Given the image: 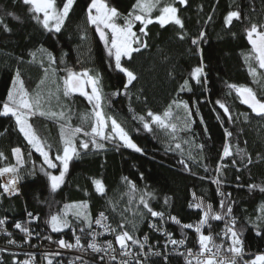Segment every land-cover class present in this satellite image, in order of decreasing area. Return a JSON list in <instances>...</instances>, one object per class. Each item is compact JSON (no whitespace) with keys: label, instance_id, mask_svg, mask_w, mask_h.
I'll return each instance as SVG.
<instances>
[{"label":"trees","instance_id":"1","mask_svg":"<svg viewBox=\"0 0 264 264\" xmlns=\"http://www.w3.org/2000/svg\"><path fill=\"white\" fill-rule=\"evenodd\" d=\"M106 2L126 16L132 10L135 0ZM57 3L61 4V0H57ZM88 3L90 0H76L61 32L50 33L30 18L27 6L22 0H0V21H3L0 24V104L6 100L17 70L20 71L28 90L32 91L36 87L43 76L41 63L47 66L46 54L41 49L52 53L57 60L63 55L68 67L76 71L90 68L101 74L106 95L104 110L115 116L130 133L133 141L144 150V154L123 147L117 150L113 144H106L105 150H90L87 154L81 150V158L70 162L65 182L52 194L46 177L40 172L41 166L46 168L42 158L34 151L29 157L30 146L18 131L14 119L0 117V152L6 157L0 161V167L15 165L13 148L19 147L25 160L24 167L19 172L20 194L0 197V219H5V226L12 230L11 238H19L14 234L19 231L14 226L16 223L29 226L25 223L26 215L32 212L37 218L30 226L35 227L36 233L43 239L46 236H50L53 241L61 237L69 238L75 232L81 236L83 244L88 236L79 231L80 226L75 225V221H72L74 227L64 229L60 233H53L46 221L65 204L87 202L88 211L93 218L104 211L113 227H117L119 223L136 220L138 230L134 235L140 239L146 232L150 215L139 204L140 197L144 196L153 210L164 213L165 226L173 236L181 239V228L168 217L176 216L182 223L198 222L200 210L189 207V204L194 202L193 193L206 203H211L216 211H221L219 202L222 197L217 195V186L212 180L216 178L217 163H224L228 167L224 169L225 174L219 177L222 180L220 191L230 194L228 202L232 203L233 214L237 220L236 227L244 229V258L251 260L256 255L264 254V237L256 236L249 223V219L256 220L258 208L264 204V193L258 189L250 191L247 187L249 184L264 186V159L258 160V155L264 157V122L255 117L249 108L240 103L235 92H230L226 87L228 83L246 85L264 98V93L260 91L264 84L252 82L241 55L251 48L244 31L249 26V21H264V0H188L186 7L177 5L178 15L184 22L183 32L186 33L183 40L179 38L182 30L178 26L169 24L161 28L154 22L146 29L148 35L143 36L139 32L141 25L137 22L133 31L137 32L141 40L147 42L148 47L132 53L130 60L122 57V65L137 76L129 85L127 95L124 94L127 78L115 69L114 61H110L107 56L95 29L86 24L85 11ZM237 7L241 11L242 19L234 20L231 26L225 27V16ZM8 12L15 13L20 19H13L7 15ZM158 14V11H154L153 18ZM209 16L212 17L211 20L208 19ZM245 16L249 19H244ZM4 25H7L10 31L5 32ZM81 29H86L84 40L81 39L84 35ZM201 31H204L206 36L200 42L198 52L197 46L192 44V39L198 37ZM31 53L35 54V61ZM201 60L205 76L201 77L202 83L197 84L191 80L190 73L200 65ZM63 66L57 65L58 68ZM57 75L63 76L64 73L58 71ZM185 79L189 80L191 91H180ZM205 79L206 85L203 83ZM112 93L119 94L112 96ZM174 100H182L189 105L194 121L192 138L196 144L204 145L202 163L199 159V149L193 150L197 162L186 161L190 170H184L178 163L182 158L179 152H165L166 142L162 134L155 136L145 132L142 125L133 119V115L145 116L148 111L162 114ZM73 101L70 123L77 126L81 123L79 114L91 112V106L78 94L73 96ZM217 101L225 103L231 110V123L228 122V117L224 116ZM173 111L176 109L173 108ZM197 111L199 115H196ZM242 113L248 114L250 119L245 121ZM30 121L41 138L52 145L51 155L54 158L56 147H60L58 125L38 117ZM225 129L233 132L230 143L234 150L245 149L247 157L252 159L253 162L247 167V157L244 163L240 162L239 156L220 161L225 143ZM184 148L187 152L188 146L185 145ZM233 158L236 161L235 166L232 164ZM205 166L208 167L207 172L204 170ZM237 168L240 171H237ZM49 171L59 174L58 170ZM124 177L135 185V192L131 191ZM93 178L103 182L104 196L95 192ZM145 193L149 195L145 196ZM109 201L112 203H108ZM113 207L115 211L112 210ZM126 208L130 211L125 212ZM137 209L143 212V218L133 215ZM69 219L71 220V217ZM212 225L214 235L224 228L223 221H213ZM183 231L187 233L186 245L197 249V234L191 229ZM203 231L207 234L208 229ZM3 240L4 238L1 241L5 242ZM167 256L168 264H184L178 256L170 253ZM14 259L22 262L25 255L16 251H0V264H12ZM153 262L165 264L164 258H151L149 264Z\"/></svg>","mask_w":264,"mask_h":264},{"label":"snow or ice","instance_id":"2","mask_svg":"<svg viewBox=\"0 0 264 264\" xmlns=\"http://www.w3.org/2000/svg\"><path fill=\"white\" fill-rule=\"evenodd\" d=\"M22 3L27 6V12L30 18L42 27L46 32L60 33L65 26L66 20L69 18L70 12L73 10L76 0H61V4L57 0H22ZM62 5V6H61ZM186 7L188 0H135L132 10L127 15H122L115 7H110L106 0H90L87 4L85 16L88 27L95 29L100 42L103 43L105 52L110 61H114L115 69L123 73L127 78L124 84V94L127 95L129 85L137 79L133 71L122 65V57L132 58V53L140 52L142 48H147V42L141 40L137 32L133 31L136 23L139 22L140 34L147 36L146 29L152 23H158L161 28L172 24L178 26L182 33L179 38L181 40L186 38V33L183 32L184 22L178 15L179 7ZM158 11L159 14L154 18L152 13ZM7 15L13 19L20 18L15 13L8 12ZM244 19H249L245 16ZM212 19L211 16L208 18ZM242 19L239 7L236 10H230L224 18L225 27L232 25L233 21ZM123 21L121 24L119 21ZM3 21H0L2 24ZM4 31L8 32L10 29L4 25ZM248 44L251 46L247 53H242L244 63L247 67L248 75L251 77L254 84H264V21L255 22L250 20L249 26L244 29ZM84 35L81 39H86V29H81ZM206 33L201 31L199 36L192 39V44L197 46L199 52V44L205 39ZM135 45V46H134ZM46 54L47 66L43 62L41 67L43 69V77L39 80L35 90H28L25 87V82L21 78L19 70L16 71L12 78V86L9 88L6 100L0 104V117H11L14 119L16 127L24 140L30 146L29 157L32 152H36L42 158L43 165L40 172L46 177L48 181L49 191L55 194L61 185L65 182V175L69 170V164L74 159H80L82 151L87 154L90 150L93 152L105 150L106 144H113L117 150L121 147L131 149L136 153L144 154V150L135 143L130 133L122 126L114 115L108 114L104 110V101L106 95L103 91L102 76L99 72H95L90 68H83L80 71L74 70L72 67L65 65L63 55L57 58L45 49H41ZM91 50L89 49V52ZM33 61H35V54L31 53ZM64 65L58 68L57 65ZM64 73L63 76H58L57 72ZM205 76L203 60L199 66L195 67L190 73L191 80L197 84L202 83L201 77ZM203 83L206 85L207 80ZM49 86L45 89L44 85ZM226 87L230 92H235L236 97L240 103L246 105L251 110V113L258 117L261 122H264V98H261L252 87L246 85H236L228 83ZM90 88V91L87 89ZM191 91L189 87V80L185 79L180 87V91ZM264 93V87L260 89ZM79 95L84 97L91 106V112L85 111L79 114L81 123L73 126L70 121L73 115V96ZM119 93H112V96ZM220 109L223 110L224 116L228 117V122H232L231 110L227 105L221 101H217ZM173 108L176 111H173ZM58 109V110H57ZM131 111V109H130ZM196 115H199L197 111ZM245 121L250 117L246 113H242ZM34 117H41L45 120H51L59 127V145L56 149V154L53 158L50 155L52 145L37 133L32 123L29 121ZM193 114L189 110V105L182 100H174L162 114H156L148 111L145 116L133 115V119L137 120L145 132L152 133L155 136L163 135L166 142L165 152L177 151L182 157L178 163L183 166L184 170H190L188 160L197 162V158L193 155L194 149H199V159L203 162V144H196L192 138L193 136ZM150 118V119H149ZM201 124L204 121L201 119ZM223 126V125H222ZM181 133L185 135L182 136ZM205 134L207 129L205 128ZM225 143L223 151L220 156V161H225L228 157H240V162L244 163L247 152L245 149L235 148L230 143V138L233 132L225 129ZM188 149L185 152L184 146ZM82 150V151H81ZM12 156L15 158V165H8L0 167V177L8 175L6 183H0V195L15 196L20 194L18 188L21 176L20 169L24 167V157L21 154L19 147L12 149ZM6 159L4 153L0 152V161ZM264 159L258 155V160ZM58 162V163H57ZM253 161L247 157V163L251 164ZM235 158L232 160L235 166ZM228 165L224 163H217L215 167L216 178L212 183L217 186V195L222 199L219 202L221 211H216L211 203H206L202 198L196 197L193 193V203L189 204L190 208L200 210V218L198 222L182 223L176 216H169L168 219L178 225L182 230V238L175 239L171 232L165 231L156 224L149 221L148 227L156 232H159L166 239L165 248L168 245L174 246L173 251L176 255L183 257L185 264H240L244 257V240L243 228L237 229V220L233 214L232 203H229L230 194H225L220 191L222 180L219 178L223 176L224 169ZM49 170H58L59 174H53ZM204 170L207 172L208 167ZM237 171H240L237 168ZM201 179H204L201 177ZM239 179V177H237ZM132 192L136 191V187L124 177ZM95 192L98 195H105V186L99 179H92ZM250 191L258 189L264 193V186L249 184ZM88 193L86 192L85 195ZM149 195L148 193L144 194ZM108 203H112L109 201ZM131 203V200L129 201ZM167 203V199L165 200ZM139 204L153 218H159L161 223H164V213L153 210L144 196L140 197ZM87 202H74L65 204L63 208L55 214H51L46 223L53 233L63 232L64 229L72 228L79 225V231L86 233L90 239L85 244L81 242V236L73 232L74 243H70L63 238L53 241L50 236L44 237L51 243L58 245L60 249L75 250L80 255L69 264H95V258L92 260L85 259L89 253L99 255L101 264H149L151 257H161L162 253L159 250H153V246L149 245V237L145 234L143 239H138L134 233L138 230V223L136 220L127 221V223H119L117 227H113L108 222L109 217L104 211H101L95 218L91 216L88 211ZM115 211V207L112 209ZM130 211L129 208L125 212ZM27 215L33 217L32 212ZM134 216L143 218V212L137 211L133 213ZM71 217V220L69 219ZM227 218V219H226ZM75 221V225L72 223ZM223 221L224 228L215 233L212 232V222ZM251 227L255 230V235L264 237V204L258 208V215L256 220L249 219ZM93 224L97 229L102 231H95ZM5 219H0V230H3ZM15 228L24 234L25 242L30 237L31 233L28 227L21 223H16ZM130 227V230L128 228ZM208 229L207 234L203 231ZM119 229V230H118ZM191 229L196 236L198 250L194 251L191 248H185L180 251L186 244L187 233L183 230ZM87 230V231H86ZM7 234V233H6ZM111 234L114 236L112 240H104L99 242L98 238ZM227 239V243L223 241ZM219 240V242H218ZM12 239L8 240V244H14ZM146 245L147 250H146ZM133 248L138 251H133ZM60 255L59 252H50L45 254L44 259L47 264H53V258ZM107 258V259H106ZM34 257L29 256L27 259L19 262L13 260L12 264H33ZM165 264H168V256L164 255ZM158 264V262H153ZM244 264H264V254L256 255L254 259L244 260Z\"/></svg>","mask_w":264,"mask_h":264},{"label":"built area","instance_id":"3","mask_svg":"<svg viewBox=\"0 0 264 264\" xmlns=\"http://www.w3.org/2000/svg\"><path fill=\"white\" fill-rule=\"evenodd\" d=\"M8 178L9 177L6 174L5 176L0 177V182L6 183ZM18 188H19V185H18ZM1 192H2V190H1ZM1 196L2 195H0V197ZM5 196H7V195H5ZM15 196H18V195H15ZM7 197H13V196H7ZM148 217H149L148 223H149V221H151L152 223L156 224L158 227L164 229L165 231L171 232L168 229V227L165 226V223L160 222L159 218H153V217H151V215H149ZM34 222H35V219L26 215V222L25 223H27L29 225L28 229L30 230V233H31L30 237L27 239V242H25L24 234L21 233L20 231H16V233H14L17 236H19L18 239L14 240L13 238H11L12 230H10L7 226L4 225L3 230H0V251H16V252H19V253L25 255V259H27L29 256L34 257L33 264H47V261L44 259V256H45V254L50 253V252H59L60 253V255L55 256L53 258V264H69V261L75 260V258L80 255V253L76 252L75 250L60 249L57 244L51 243L48 240H44L42 237L39 236L38 233H36L35 227L30 226ZM108 222L111 223L110 219L108 220ZM146 227H147L146 232L142 235V237L140 239H143L144 235L146 234L149 237V245L153 246V250H159L162 253L161 257H151V258H164L165 254L168 255L170 253L171 255H175V256L180 257L182 262L185 264L183 257L176 255L175 252L173 251L174 246L169 244L168 247L165 248V244H166L165 237H163L159 232H156L153 229L149 228L148 224ZM92 230L102 231L101 229H97L94 224H93ZM2 238L5 239V240H3L5 242L1 241ZM61 238L65 239L66 241H68L70 243L75 242L73 234L69 238H67V237H61ZM173 238L179 239V238H176L174 236H173ZM9 239L14 240L15 245L14 244H11V245L8 244ZM89 239H90V237L88 236V238L85 240V243H83V244L86 245V242ZM104 240H112L114 242V236L111 234H106L105 236L98 238L99 242H103ZM223 242L227 243V239L225 238V240ZM147 247L148 246L146 245V250H147ZM185 248H189V247L185 244V246L182 247L180 249V251H184ZM193 250L196 251V250H198V248L193 249ZM133 251L134 252L138 251V249L133 248ZM93 258H95V264H101L99 255L94 254V253H90V250H89V253L85 256V259L92 260ZM244 260H246V259L243 257V259L241 260L240 263L244 264ZM75 264H79V261H76Z\"/></svg>","mask_w":264,"mask_h":264},{"label":"rangeland","instance_id":"4","mask_svg":"<svg viewBox=\"0 0 264 264\" xmlns=\"http://www.w3.org/2000/svg\"><path fill=\"white\" fill-rule=\"evenodd\" d=\"M121 24L123 23V22H120ZM58 76H60V75H58ZM43 77V76H42ZM12 86V85H11ZM49 85L48 84H45L44 85V88L46 89L47 87H48ZM11 88V87H10ZM36 89V87L33 89V90H35ZM90 89V88H89ZM58 110V109H57ZM38 118H41V117H38ZM30 123H33V122H31V121H29ZM15 163H16V160H15ZM255 258V257H254ZM253 258V259H254Z\"/></svg>","mask_w":264,"mask_h":264},{"label":"crops","instance_id":"5","mask_svg":"<svg viewBox=\"0 0 264 264\" xmlns=\"http://www.w3.org/2000/svg\"><path fill=\"white\" fill-rule=\"evenodd\" d=\"M58 141H59V139H58ZM55 144H56V142H55ZM58 148V146L56 147V149ZM50 155H51V152H50ZM14 161H15V158H14Z\"/></svg>","mask_w":264,"mask_h":264},{"label":"water","instance_id":"6","mask_svg":"<svg viewBox=\"0 0 264 264\" xmlns=\"http://www.w3.org/2000/svg\"><path fill=\"white\" fill-rule=\"evenodd\" d=\"M243 105V104H242ZM245 107H247L246 105H244Z\"/></svg>","mask_w":264,"mask_h":264}]
</instances>
